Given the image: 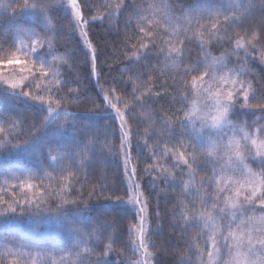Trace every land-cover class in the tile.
<instances>
[{"label":"snow or ice","instance_id":"snow-or-ice-1","mask_svg":"<svg viewBox=\"0 0 264 264\" xmlns=\"http://www.w3.org/2000/svg\"><path fill=\"white\" fill-rule=\"evenodd\" d=\"M259 2L264 7V0ZM101 7V14L87 19L84 9L91 5L86 0H33L31 4L23 0L21 11L38 10L44 18L43 35L36 29L17 28L13 41L0 38V97L31 101L30 107L43 119L39 132L23 146L0 140V149L23 154L29 145L42 142L58 117L70 115L62 105L79 98L72 89L69 95H60L68 88L62 67L69 59L66 53L57 54L49 14L70 10L68 28L78 33L84 56L91 54V76L98 85L103 71L98 69L99 56L89 29L96 21L119 20L128 14L123 21L125 36L115 46L118 52L125 49L126 64L121 73L127 72L128 80L121 75L119 80L113 79L111 89L101 85V111L112 110L103 144L96 148L97 136L91 131H85L83 139L73 133L75 147L49 145L48 154L37 159L39 168L35 171L0 172L6 177L0 185V217L65 216L67 205L78 204L71 198L75 186L82 188L88 182L87 173L80 179L87 161L97 156L103 159L107 149L113 161H122L125 179L106 199L115 197L114 202L125 206L134 221L127 234L137 259L117 264H152L151 236L162 230L159 224L151 227L153 195L157 197V221L161 219L160 198L165 204L172 201L168 214L187 246L177 264H264V123H260L264 120V102H252L264 101L260 91L264 76L259 87L245 79L249 57L255 58L259 51V62L264 64V21L258 27L248 26L253 0H194L179 15L172 11L170 0H105ZM12 11L16 14L15 8ZM116 31L119 34L120 29ZM214 45L224 47L218 56L210 51ZM195 47L199 55L192 61L188 57ZM241 54L244 63L230 67L231 57ZM45 55L51 60L44 59ZM4 69H13L16 74L8 76ZM123 95L128 99L121 110ZM163 97L170 98L169 107L157 114L150 104ZM137 109L140 116L134 119ZM245 110L256 115L254 129L247 122L233 121L234 114H247ZM132 123L146 124L142 145L133 139L139 133L132 131ZM11 125L12 129L17 126L15 121ZM7 131L0 123V133ZM117 139L119 149L113 150ZM142 160L147 166L141 174ZM253 162L259 171L253 169ZM141 177L151 179L143 183ZM9 180L13 181L10 187ZM174 192L179 193L177 198L171 195ZM53 198L57 200L55 208L49 204ZM111 227L105 220L92 233H81L75 241L77 250L59 249L64 253L59 258L44 251L38 240L13 242L0 254V264H107L101 259L88 261L83 254L90 253L89 242L100 235L99 229ZM110 251L111 244L103 255L107 257Z\"/></svg>","mask_w":264,"mask_h":264},{"label":"trees","instance_id":"trees-1","mask_svg":"<svg viewBox=\"0 0 264 264\" xmlns=\"http://www.w3.org/2000/svg\"><path fill=\"white\" fill-rule=\"evenodd\" d=\"M33 0H29L31 4ZM52 3V0H47ZM129 3L132 0H128ZM173 3L172 11L179 15L180 11L189 7L194 3V0H170ZM86 3L91 5V8H85V17L91 19L93 15L101 14L104 9L101 4L105 0H86ZM254 7L252 9L251 17L248 26L258 27L264 21V7L261 6L259 0H253ZM23 0H0V38L5 41H13L16 39V29L21 28L24 30L36 29L43 35L44 18L39 16L36 10V19L34 21L27 20L23 17V13L28 10L21 11ZM13 8L16 9V14H13ZM31 9V8H29ZM70 15L64 13L62 9L49 14V22L55 32L56 39L54 40V47L57 54H67L69 63H65L62 67L64 73L63 79L67 81L68 88L63 89L60 93L61 96L69 95V89L74 90L73 94L78 93L79 98L76 100H69L68 103L63 104L62 108H66L70 115L57 118L47 129V135L42 137L41 149L38 158H43L48 154L49 145L55 147L58 145H66L69 148H74L72 134H76L77 139H83L85 131H91L97 136L96 148L99 149L104 142L105 125L109 124L110 108L107 112L101 111L103 107V93L101 92V85L111 89L113 87V79L119 80L121 75L127 81L129 74L127 72L121 73V69L125 66L126 61L123 55L125 49L120 48L119 52L115 46L121 44L125 36L123 30V21L128 18V14L119 20L105 19L102 22L96 21L89 29V34L94 46L97 49L99 56L98 69H102L103 76L98 85L95 77L91 76V54L86 58L80 51L82 45L79 41L78 34L68 28ZM135 25V19H133ZM119 28L120 32L117 34L116 29ZM264 44V40L261 41ZM47 51L46 49L44 50ZM210 51L213 55H220L224 51L221 45H214ZM259 54V51H258ZM199 55V48H192L189 60H196ZM44 59L51 60L50 56H44ZM161 59H163L161 57ZM250 63L248 65V75L245 77L247 80H252L254 84L259 87L261 77L264 76V64L259 62V58L255 56L249 57ZM107 62V63H105ZM155 58L153 63H155ZM244 63L243 54L240 57L230 61L229 66H238ZM11 73L15 72L13 69H4ZM159 75V73H157ZM175 74L174 72L172 73ZM164 82L161 76L160 83ZM169 83L171 81L169 80ZM130 84V81H129ZM171 92V89L168 90ZM260 91L264 92V87H260ZM119 94V90H118ZM128 99L127 95H123L119 102V107L123 109L124 102ZM169 97L159 99L158 103H151L150 108L156 109L157 114H162L163 109L169 107ZM115 102V99H114ZM256 102H264L254 100ZM55 107V104H53ZM175 107H179L176 105ZM238 114L233 115V121L237 124H244L247 122L251 128L256 125L253 121L256 120V115H252L251 111L245 110ZM99 113V114H98ZM47 115V113H44ZM258 115V113H257ZM0 116L4 119L0 120L5 129V133H0V140L7 139L11 144L25 145L28 140L39 132L40 124L43 122L42 116L29 103H22L14 98L0 97ZM140 116V110L137 109L134 119ZM11 118V120H9ZM11 121H15L16 128L12 129ZM264 123V120L260 121ZM64 127L61 128L60 126ZM146 124L132 123L131 128L133 132L139 133L134 136V141L144 143V129ZM179 131V129H177ZM112 142V138L109 137ZM152 141H150L151 143ZM119 149L118 139L114 142V149ZM147 154V152H145ZM135 163V156L133 158ZM79 163V160H77ZM146 163L142 160L140 163L139 172L142 174ZM254 170L259 171V166L255 162L251 165ZM39 168L38 163H28L25 161L6 160L0 161V172L5 169L8 173L17 171H27L29 169L35 171ZM50 170V169H49ZM85 173L89 179L87 183L75 186L72 199H76L78 204L67 205V212L65 216L58 217L62 221L61 229L52 231L49 236H40L33 233L27 228L26 223L34 221V216H24L20 219L6 220L0 217V254H2L6 247H12L13 242H27V241H40L44 251L54 253L57 258L64 253L59 249H64L65 252H75V241L81 238V233H92L93 229L98 228L99 223L108 221L112 224L111 228L99 229L100 235L93 236L89 242L91 249L90 253L83 254L88 261H96L97 259L107 261V264H117L120 260H135L137 256L130 250V241L127 234L128 228L134 222L132 216L126 211L125 207L119 206L106 198L112 196L113 191L119 186L120 181L125 179L123 172L122 161H113L105 149V157L102 159L97 156L95 159L87 161L86 168L82 170L80 179L83 180ZM42 175V173H39ZM4 175H0V185L4 184ZM143 183H147L151 177H141ZM99 182V183H98ZM13 181L9 180L8 186L10 187ZM55 183V181H53ZM163 188V183L160 184ZM90 193H92L90 195ZM122 195V193H117ZM173 198L179 196L178 192L171 193ZM57 200L55 198L49 201V204L55 208ZM152 217L151 227L156 228L157 224L162 229L156 235L151 236L154 241V247H150V251L154 254V264H177L179 258L186 252V244L181 239V233L178 229L173 227V221L169 216V211L172 208V201L165 204V201L160 198L159 206L161 219L156 220L155 210L157 205V197L152 196ZM82 210V211H81ZM109 237H112L110 240ZM86 238V237H85ZM111 244V251L105 257L103 253L105 248ZM129 247H125V245ZM55 245V248H53ZM16 250L15 248L13 249ZM31 250V251H38ZM23 251H30V249H23ZM50 258V257H48Z\"/></svg>","mask_w":264,"mask_h":264},{"label":"rangeland","instance_id":"rangeland-1","mask_svg":"<svg viewBox=\"0 0 264 264\" xmlns=\"http://www.w3.org/2000/svg\"><path fill=\"white\" fill-rule=\"evenodd\" d=\"M64 13H68L70 15V10L62 9ZM36 11H33L32 9H28L23 13V17L27 20L34 21L36 19L37 14ZM78 34V33H77ZM47 50V49H46ZM255 56L259 58L258 51L255 53ZM51 58V57H50ZM237 58V56H232L231 60L233 62V59ZM5 73L8 76H13L16 74V72L12 71L9 73L8 71H5ZM246 79V78H245ZM247 80V79H246ZM31 104V101L28 102ZM237 108L239 109V105H237ZM121 110H123L121 108ZM110 111H112L110 109ZM61 115L60 117H62ZM58 117V118H60ZM41 143L36 145H29L26 152L23 154H18L14 151H11V149L3 150L0 149V161H6V160H14V161H25L28 163H37V159L39 157V152L41 149ZM119 204V203H118ZM119 206H122L119 204ZM125 207V206H123ZM34 221L26 223V226L28 229H30L33 233L40 235V236H49L52 231L61 229L62 227V221L57 217L56 219H52L50 217H34ZM150 251V250H149ZM152 264H154V256L152 258Z\"/></svg>","mask_w":264,"mask_h":264}]
</instances>
